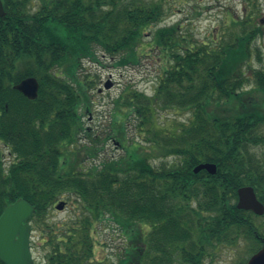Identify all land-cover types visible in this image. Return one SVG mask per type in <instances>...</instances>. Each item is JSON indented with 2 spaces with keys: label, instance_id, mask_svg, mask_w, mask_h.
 <instances>
[{
  "label": "trees",
  "instance_id": "obj_1",
  "mask_svg": "<svg viewBox=\"0 0 264 264\" xmlns=\"http://www.w3.org/2000/svg\"><path fill=\"white\" fill-rule=\"evenodd\" d=\"M1 1L0 144L10 160L0 151V215L18 199L34 208L28 222L44 252L36 264H106L93 252L95 226L104 220L125 237L115 264H204L209 249L239 244L247 252L237 264H246L264 239V215L236 207L243 186L264 205V157L257 153L264 146V68L252 65L261 62L255 42L264 18L231 20L235 34L209 43H192L178 23L155 29L149 50L163 68L154 93L132 91L122 101L148 145L135 142L122 158L83 172L76 147L88 137L83 64L99 63L100 51L116 58V68L138 66L145 30L162 21V4L39 0L34 8L29 0ZM28 77L39 85L35 100L13 89ZM169 111L187 113L188 121L159 119ZM84 150L95 155L94 147ZM202 163L215 164L216 173H193ZM71 198L78 212L51 221L54 205Z\"/></svg>",
  "mask_w": 264,
  "mask_h": 264
},
{
  "label": "rangeland",
  "instance_id": "obj_2",
  "mask_svg": "<svg viewBox=\"0 0 264 264\" xmlns=\"http://www.w3.org/2000/svg\"><path fill=\"white\" fill-rule=\"evenodd\" d=\"M156 1V0H151ZM163 7L162 21L150 26L145 30L144 43L142 45L140 63L138 66H127L116 68L114 62L116 58L109 59L106 55L98 51L99 63L86 61L80 73L82 82H89V101L84 103V108L89 107L82 122L87 130L88 137L81 135L77 142L79 165L83 172L85 169L96 166L98 169L102 164L117 160L126 155L133 146L140 143L143 146L144 132L137 128V118L131 115L130 120L126 119L124 98H127L132 91L142 92L147 96L154 93L158 75L161 74L163 63L160 60L157 50H149L151 46L152 33L158 27L170 26L178 23L182 34L192 43H209L210 40L228 38L233 36L237 27L231 25V20H240L244 17L251 18V22L259 23L264 18V0H157ZM35 8L39 0H29ZM33 8V10H34ZM255 44L261 53V62L256 58L252 60V65L257 68H264V28L262 34L257 38ZM111 83V88L103 90L105 82ZM102 89V91H99ZM121 102H119V99ZM129 100V99H127ZM159 119L173 120L175 123L187 122L188 114L182 111L159 112ZM113 135L118 136L120 144ZM93 139L94 141H91ZM94 147L95 155L88 157L84 147ZM79 147V148H78ZM0 150L6 159L8 151L0 145ZM257 153L264 157V146L257 149ZM170 161V160H168ZM160 161L155 160V164ZM66 203L62 211L55 208L50 211L49 218L53 222L61 221L63 218L71 217L78 212L74 198L70 201L61 200ZM94 234V259L106 264H115L125 247V237L121 235L118 228L110 221L98 222L95 226ZM30 251L34 263H38L44 256L38 234L31 232ZM247 247L244 244L237 246H217L209 249L204 259V264H237L246 257Z\"/></svg>",
  "mask_w": 264,
  "mask_h": 264
},
{
  "label": "water",
  "instance_id": "obj_3",
  "mask_svg": "<svg viewBox=\"0 0 264 264\" xmlns=\"http://www.w3.org/2000/svg\"><path fill=\"white\" fill-rule=\"evenodd\" d=\"M5 15L3 4L0 0V18ZM107 81L104 89L111 88ZM38 82L29 77L13 86L29 100L37 98ZM206 171L210 175L216 173V165L202 163L193 169V173ZM236 207L240 210L252 211L256 215L264 214V206L257 200L254 190L250 186H243L237 190ZM64 202H59L55 209L63 210ZM34 208L22 199L8 205L0 216V259L5 264H34L30 252V225L25 221L32 215ZM246 264H264V239L262 247L254 253Z\"/></svg>",
  "mask_w": 264,
  "mask_h": 264
}]
</instances>
